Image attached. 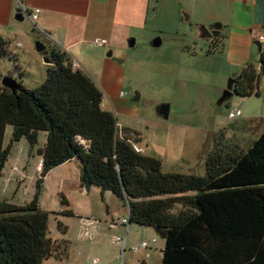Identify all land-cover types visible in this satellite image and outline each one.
<instances>
[{
    "label": "trees",
    "instance_id": "obj_1",
    "mask_svg": "<svg viewBox=\"0 0 264 264\" xmlns=\"http://www.w3.org/2000/svg\"><path fill=\"white\" fill-rule=\"evenodd\" d=\"M216 46L215 39L211 41ZM9 40L0 36V56ZM46 78L32 89L0 86V176L13 143L24 138L42 160L32 199L23 206L0 200V264H43L69 252L70 241L49 236L51 213L39 198L57 166L77 160L82 189L110 191L128 209L131 223L157 229L164 238L161 264H264V129L247 146L220 128L205 156V174L164 172L159 157L137 152L140 134L119 128L103 107L91 76L73 67L67 52L47 48ZM234 95L259 94L264 49L258 65L234 77ZM12 126L10 144L3 143ZM32 152V151H31ZM61 203L68 204L61 194ZM58 227L64 234L66 226Z\"/></svg>",
    "mask_w": 264,
    "mask_h": 264
},
{
    "label": "rangeland",
    "instance_id": "obj_2",
    "mask_svg": "<svg viewBox=\"0 0 264 264\" xmlns=\"http://www.w3.org/2000/svg\"><path fill=\"white\" fill-rule=\"evenodd\" d=\"M24 18L21 25L25 28L17 38L9 40L5 53L0 56V86L5 75H10L28 89L36 87L46 78L47 65L43 55H48L50 42L38 37L34 24L26 16ZM37 41L46 46L44 52L36 50ZM192 47L198 51V56L180 57L170 52L167 45L151 46L148 51L141 47L131 48L130 59L124 60L126 71L118 75L119 71L115 70L113 74L109 69L106 75L112 77L108 90L119 103V111H115L121 114L118 121L140 133V144L147 154L163 161L162 170L203 176L205 156L212 149L213 138L220 128L226 127L230 139L244 147L263 131L264 83L259 85L258 95H233L219 106L217 100L232 77L228 74L229 64L220 55L202 54V48L207 47L203 43ZM105 56L113 61L111 55L106 53ZM256 60L257 55L251 61L255 63ZM104 93L106 101L110 103L111 98L109 100L108 93ZM162 104H169L167 119L157 112ZM238 108L241 115L230 119L229 112ZM11 134L12 126L8 124L3 139L5 146L10 144ZM44 140V133L40 132L33 150H30L24 138L11 145L0 176V187L2 180L12 179L8 190L0 189L1 200L9 198L25 205L32 199L40 169L37 149ZM79 168V162L73 159L52 169L44 179L39 198L41 207L50 212L70 209L73 213L49 215V236L53 239L64 237L70 241V245L67 255L48 258L43 264H77V250L84 252L81 257L83 261L89 258L87 264H91L95 257L98 260L96 264H120V246L112 242V237L125 233L120 228L115 231L109 225L112 219L117 221L127 216L128 209L118 198L111 202L101 197L97 188L89 189V193L85 194L78 185ZM62 177H66V183H63ZM61 194L68 204L61 203ZM59 222L66 226L64 234L58 227ZM94 225L97 230H93ZM129 227L124 263L161 264L164 238L152 228L133 223ZM86 230H92L90 236L84 235ZM98 238L100 244L96 242L97 245L88 246L90 241ZM152 238L155 241L148 249L137 252L130 250L133 243L151 241Z\"/></svg>",
    "mask_w": 264,
    "mask_h": 264
},
{
    "label": "crops",
    "instance_id": "obj_3",
    "mask_svg": "<svg viewBox=\"0 0 264 264\" xmlns=\"http://www.w3.org/2000/svg\"><path fill=\"white\" fill-rule=\"evenodd\" d=\"M21 3L28 13L36 8L40 9L36 23L26 16L38 30L36 33L38 37L67 52L76 68L91 76L103 92V107L114 113L116 110L119 111V103L108 90L112 77L107 76L106 72L110 69L115 74L114 71L117 70L118 75H122L123 71H126L124 60L130 59L131 48L141 47L148 51L151 46L167 45L170 52L180 57L181 55L194 57L199 53L192 45L203 43L207 47L204 50L202 48V54L220 55L229 64L228 74L232 77L247 64H253L255 67L258 65V60L255 63L251 60L256 55L259 59L254 41L259 27H264V0H0V36L8 40L13 41L25 28L21 25L25 18L22 20L15 18ZM183 11L188 13V21H184ZM198 25L217 26V29L212 30L216 46L211 43L214 39L199 38V32L194 29ZM97 37L105 38L107 44L101 46L95 44L94 39ZM157 37L161 39V43L154 46L153 41ZM132 39L133 45H130ZM106 53L112 56L113 61L106 58ZM104 92L108 93L109 100L111 98L110 103L106 101ZM115 115L119 128L127 127L134 130L131 126L118 121L120 113ZM137 145L146 153L140 142ZM79 175L80 168L78 185L81 188ZM10 178L2 180L1 190H8L12 179ZM61 180L63 183L67 182L66 177H62ZM83 192L87 194L89 190L83 189ZM99 192L101 197L111 202H115L117 198L110 191ZM3 200L23 206L9 198ZM109 226L115 231L120 228L122 232L123 230L126 232L119 219L117 221L112 219ZM93 230H97L95 225ZM91 231L86 230L84 235L90 236ZM96 242L100 244L99 238L90 241L88 246L97 245ZM83 253L82 250H77V264H87L89 261V258L82 260Z\"/></svg>",
    "mask_w": 264,
    "mask_h": 264
},
{
    "label": "water",
    "instance_id": "obj_4",
    "mask_svg": "<svg viewBox=\"0 0 264 264\" xmlns=\"http://www.w3.org/2000/svg\"><path fill=\"white\" fill-rule=\"evenodd\" d=\"M182 15H183L184 21H188V19H189L188 13L186 11H183ZM25 16H28V13H22L18 10L17 14L15 15V18L18 20H22ZM194 29L199 32V38L212 40V39H214V34L212 33V30L217 29V26L212 25L211 27H205L204 25H198ZM262 30H264L263 26L259 27L257 33L255 34L256 40L254 41V44L257 47L258 53H260L262 51V48H261V44L257 40V36H258V34H260L262 32ZM160 43H161V39L159 37H157L153 41L154 46H159ZM129 44L133 45V39L129 42ZM35 45H36V50L38 52H44L46 50V46L42 42L37 41V42H35ZM109 54H111V53H109ZM43 61L45 64L51 63L50 58L47 54L43 55ZM1 84L7 88H10L12 91L23 89L21 87V84L17 80H15L13 77H11L10 75L3 76L1 79ZM233 95H234V78L231 77L229 79V82H228L226 88L224 89L223 93L221 94V96L217 100V105H219V106L222 105L225 101H227ZM248 97H250V96H248ZM136 98H138V97H136ZM169 108H170L169 104H162L157 108V112L161 117H163L164 119H167L168 115H169ZM155 231H157L162 236V233L159 232L157 229H155Z\"/></svg>",
    "mask_w": 264,
    "mask_h": 264
},
{
    "label": "built area",
    "instance_id": "obj_5",
    "mask_svg": "<svg viewBox=\"0 0 264 264\" xmlns=\"http://www.w3.org/2000/svg\"><path fill=\"white\" fill-rule=\"evenodd\" d=\"M19 11L22 13H28L27 9L25 8V6L22 3L20 4ZM39 12H40V9L36 8V9H34L33 12L28 13V16L30 17V19L32 20L33 23H36V19L38 18ZM257 40L261 44V48L263 50L264 49V33L261 32L260 34H258ZM94 43L97 45H100V46L106 45L107 40L105 38L97 37L94 39ZM73 67L76 68L75 63H73ZM240 115H241V110L237 109L235 111H230L228 114V117L230 119H233V118L239 117ZM133 147L137 152L144 153V149L142 147L138 146L137 144H133ZM41 163H42V160H40V163H39L40 166H41ZM119 220L125 226L126 232L123 236L114 235L112 237V241L114 243H119V245H120V254H119L120 264H125L124 263V252H125L126 247H127V240H128V236H129V233H128L129 232V220H128V216H124V217L120 218ZM154 241H155V239L152 238L151 241L143 240V241H140L138 243H133L130 246V250L133 252H137L140 249H148L151 245V242H154ZM97 262H98L97 259H93L91 264H96Z\"/></svg>",
    "mask_w": 264,
    "mask_h": 264
}]
</instances>
